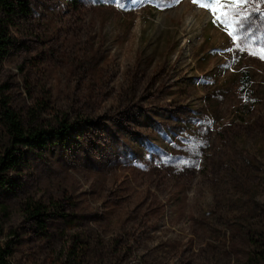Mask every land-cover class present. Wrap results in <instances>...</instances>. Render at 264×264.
<instances>
[{
	"label": "rangeland",
	"instance_id": "obj_1",
	"mask_svg": "<svg viewBox=\"0 0 264 264\" xmlns=\"http://www.w3.org/2000/svg\"><path fill=\"white\" fill-rule=\"evenodd\" d=\"M29 1L39 12L12 29L0 97L24 116L95 123L69 148L32 152L10 174L15 195L0 188L9 263L235 264V228L264 203V0L223 9L246 17L235 42L212 0ZM164 110L202 113L169 142L170 162L149 144L162 140L147 116ZM38 202L45 230L25 214Z\"/></svg>",
	"mask_w": 264,
	"mask_h": 264
},
{
	"label": "trees",
	"instance_id": "obj_2",
	"mask_svg": "<svg viewBox=\"0 0 264 264\" xmlns=\"http://www.w3.org/2000/svg\"><path fill=\"white\" fill-rule=\"evenodd\" d=\"M63 1H68L67 5L74 2V0ZM95 1L104 2V0ZM64 4L66 3L64 2ZM38 12V8L32 5L29 0H0V64L9 56L14 47L12 29H17L21 20ZM203 80L204 83H215L213 78H203ZM249 80L250 75L245 73L244 83L247 85ZM32 108L33 110L28 111L27 115L24 116L21 112L12 108L7 100L0 97V124L6 131L4 148L0 155V188L9 196L15 195L20 189L15 177L10 174L28 166V158L32 152L36 150L44 151L48 147L56 145L61 149L69 148L80 141L87 132L83 130L86 127L85 124L95 123L92 118H84L80 115L72 118L63 115L46 122L41 117L42 106ZM152 113L155 112L152 110ZM157 113L156 118L152 115L147 116V118L151 122L150 128L154 133L158 132L162 143L157 144L151 141L149 144L152 146L153 153L159 156L164 155L165 161L170 162L178 156L169 145V142L174 139L175 135L184 138L181 134L182 131L189 127L190 122L201 120L202 113L194 112L189 118L180 117L169 110ZM118 133H122V130H118ZM114 137L117 139L116 136ZM150 138L154 140V138ZM122 143L124 142L122 141ZM46 207L41 202L33 205L30 203L25 210L27 217L36 220L39 227L44 230L48 225L49 217H53L46 210ZM251 212L247 223L243 224L235 221L236 225L238 223L240 226V228L236 227L235 230L241 245H243L240 246L243 249L241 256L235 264H264V203L252 206ZM57 216L67 217L63 214ZM74 243L79 244L82 252L89 250L90 246L86 244L87 242L84 239L76 240ZM81 256L84 255L78 257ZM7 257V249L0 248V264H10ZM80 260L79 258L76 260L77 262L65 261L62 264H81Z\"/></svg>",
	"mask_w": 264,
	"mask_h": 264
},
{
	"label": "snow or ice",
	"instance_id": "obj_3",
	"mask_svg": "<svg viewBox=\"0 0 264 264\" xmlns=\"http://www.w3.org/2000/svg\"><path fill=\"white\" fill-rule=\"evenodd\" d=\"M198 2H200V0H193L194 4ZM246 2L247 0H232V3L224 4L221 3V0H212L211 3L204 6L209 7L212 10L213 16L216 20H219L225 24L228 34L232 37L233 41L235 42L237 37L234 35L236 29L233 27V25L242 26L241 22L246 17L243 15V13H238L239 19H237L236 16L226 19V17H228V13L223 11V9L231 8L233 9V11H235L240 4ZM262 58H264V50H262Z\"/></svg>",
	"mask_w": 264,
	"mask_h": 264
}]
</instances>
